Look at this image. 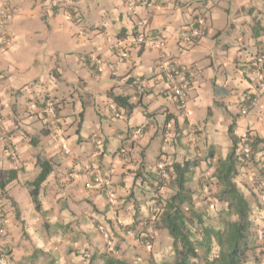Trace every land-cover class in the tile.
Listing matches in <instances>:
<instances>
[{"label":"crops","instance_id":"crops-1","mask_svg":"<svg viewBox=\"0 0 264 264\" xmlns=\"http://www.w3.org/2000/svg\"><path fill=\"white\" fill-rule=\"evenodd\" d=\"M2 7L11 12L0 17V127L9 144L0 141V169L17 171L0 195L6 264H42L49 256L56 264H84L76 255L81 251L73 256L69 247L83 243L94 249L96 240L103 241L95 235L98 223L115 235L112 242L129 259L132 246L121 240L126 236L118 226L143 230L151 197L171 191L167 179L154 192L153 179H162L159 165L170 171L172 161H195L186 180L192 190L199 181L197 192L208 181L206 204L218 201L214 170L229 153L232 137L252 130L260 139L255 157H264V90L247 114L234 101L235 92L250 87L238 65L264 46V0H141L133 9L124 0H0ZM199 13L207 18V34L198 43L180 44V33ZM142 30L164 36L168 57L192 67L184 110L162 95L163 83L153 74L159 50L137 45ZM115 96L126 97L131 111ZM50 98L59 102L56 125L42 111ZM137 127L142 132L133 134ZM38 158L51 164L38 190L40 210L27 184L40 171ZM254 167L239 161L234 182L256 213L257 226L264 221L258 219L264 217V198L244 186ZM139 168L143 176L135 178ZM95 176L110 181L112 198L94 183ZM52 228L69 231L71 241L52 238L38 245L33 234ZM134 245L137 252L141 245Z\"/></svg>","mask_w":264,"mask_h":264},{"label":"trees","instance_id":"trees-1","mask_svg":"<svg viewBox=\"0 0 264 264\" xmlns=\"http://www.w3.org/2000/svg\"><path fill=\"white\" fill-rule=\"evenodd\" d=\"M114 101L124 107L128 112L131 111L133 105L128 102L126 97L115 96ZM237 139L232 137V147L223 159H218L215 166V185L218 187L213 192L214 197L225 204L218 214L216 225L206 224V215L204 210L195 204L194 191L188 185L186 175L195 166V161L184 159L181 161H172L170 163L169 187L173 192L162 201V211L159 219L154 220V230L165 229L172 238L174 244V259L172 262L156 261L149 257L141 256L144 262L132 261L123 258L121 251L115 242H112L115 235L109 233V242L112 244V250H107L105 245L107 240L100 235L98 226L97 231L104 242V251L99 253L95 251L91 255L84 253L87 259L86 264H245L247 260V252L254 244L257 232L256 224L251 217L250 203L237 184L234 178L238 172V163L240 157L236 154ZM260 139L254 134L252 138L253 155L250 162L255 166L254 171L250 175L249 184L245 183V188L257 198L252 190V182L256 177H264V169L261 164L264 163V157H255V145ZM211 156V155H210ZM38 160L40 171L36 177L29 181V193L36 210L41 209L38 199V190L40 183L46 178L51 171V164L47 159ZM259 175V176H258ZM17 176L15 169H0V195L2 196L4 187ZM140 168L134 177H142ZM162 180L157 177L153 179L155 189L162 185ZM248 184V185H247ZM1 207V206H0ZM151 212V210H150ZM0 216H4L0 210ZM148 218V217H147ZM151 218V217H150ZM147 219V220H150ZM148 223V221H147ZM123 226V225H122ZM118 226V229L125 233L131 227ZM255 227V229H254ZM264 236V235H263ZM122 240V238H121ZM139 244L144 245L143 241ZM137 255H139L137 253ZM84 257V258H85ZM137 258V257H134Z\"/></svg>","mask_w":264,"mask_h":264},{"label":"built area","instance_id":"built-area-1","mask_svg":"<svg viewBox=\"0 0 264 264\" xmlns=\"http://www.w3.org/2000/svg\"><path fill=\"white\" fill-rule=\"evenodd\" d=\"M141 0H124L125 5L130 9H133ZM10 10L6 7L0 8V17L7 18L10 15ZM137 26L140 29H144V21L138 20ZM208 23L204 13L196 14L193 21L186 26V28L180 33L178 42L183 45L198 43L207 34ZM3 42L4 38H0ZM137 45H148L154 46L159 50L158 58L153 70V74L163 83L161 93L163 96L172 98L179 109L184 110L188 102V89L193 80L192 67L190 65H183L179 62L168 57L165 51L166 40L162 35L150 36L143 30L138 32L135 37ZM97 66V70H99ZM238 72L250 85L249 88L240 90L234 93L235 106L239 113L247 114L253 110L260 97L261 91L264 90V46L260 47L245 63L238 65ZM58 109L59 102L56 99H47L43 106V115L51 125H56L58 121ZM115 117H119L120 114L116 112ZM142 132L141 127L133 129V134ZM254 133L252 130L245 131L237 140L236 143V154L240 157L242 162H250L253 155L252 138ZM0 141L9 147L5 133L0 127ZM99 145V143H98ZM121 155L124 159L127 158L126 149L121 150ZM11 156L14 159V154L11 152ZM261 168L264 169V163L261 164ZM157 171L160 175L166 174L165 165L161 164L158 166ZM259 176V175H258ZM94 183L102 185L104 192L108 199L113 197V188L110 181L103 176H95L93 178ZM101 186V187H102ZM209 183L204 180L201 183V190L208 191ZM252 190L259 197L264 198V177H256L252 182ZM151 221L146 226L145 233L138 236V233L134 229H128L125 231L126 235L132 238L141 239L144 245L147 247L151 246V239L154 233V220L158 219L162 208L156 202L151 205ZM5 216H0V238L5 234ZM122 226V225H121ZM123 227V226H122ZM99 233L104 239L107 240L105 245L107 250H114L112 244L109 242L108 229L104 226L99 225ZM264 232L262 233V235ZM7 256L5 253L0 252V264H6Z\"/></svg>","mask_w":264,"mask_h":264},{"label":"rangeland","instance_id":"rangeland-1","mask_svg":"<svg viewBox=\"0 0 264 264\" xmlns=\"http://www.w3.org/2000/svg\"><path fill=\"white\" fill-rule=\"evenodd\" d=\"M168 174H169V172L166 170V174L165 175H163V176L160 175V174L158 175L160 178L163 179L162 180L163 183L167 182V179L169 180V175ZM197 182L199 183V181H197ZM163 183H162V186H163ZM197 184L195 185L194 190H193L194 191V198L193 199L195 201V204L197 206H200L204 210L205 215H206L205 216L206 217V224L216 225L218 214H219L220 210L222 208H224L225 204L220 202V201H212V202L209 201L208 202V200H207V203L205 204L206 200H204V198L207 199V197L210 196V194H209L210 192L209 191H208L209 193H204V191L197 192L196 191L197 188H198ZM168 188L171 191H173L169 187V184H168ZM157 190H159V189H157ZM157 190H154V192H157ZM171 191L169 192V191H166L164 189V192H167L165 197H168L172 193ZM164 192H162V193H164ZM165 197L162 198L160 195L157 194V196H156L154 194L151 197V199H152L151 201L152 202H151L150 206L152 205V203L156 202L162 208V205H163L162 201L165 199ZM211 203H212V205H211ZM250 209H251V207H250ZM250 213H251V217H252V219L254 221L257 218L256 217V213H254L252 211ZM151 214H152L151 212L148 213V218L147 219L152 217ZM258 219L261 220V219H264V217H260ZM147 221L150 222L151 218H150V220H147ZM258 224L256 226V229L254 227V229L257 232V236H256L254 244H251V248L247 252V260H246L245 264H264V236H263L264 234L262 235V233L264 232V221L262 220ZM147 225H148V223H147ZM50 228H51V225H50ZM145 229L146 228H144L143 230H140V231H136V232L139 235H141V234H144L146 232ZM56 230H57L56 228H52L51 231L47 230L46 232L35 233V234H33V236L36 237L38 245L41 243L42 240H43V244H45V243L47 244L48 240H51L52 238L54 239V241H56V242L58 241V244H61L63 242L65 243L67 241H71L70 239H72V236H71V233L69 231L65 230V231H62V232L60 231L59 232V231H56ZM95 230H96L95 235L99 236L97 228ZM124 235L126 237H123L122 240L123 241H127L128 242L127 245L132 246V248H128V251L129 252L131 251V253H132V254H130V255H132V257H137L136 256L137 253L139 254L138 256H141L140 251H142L144 253V255H146V257H149L152 260L166 261V262H169V263L173 261V259H174V250H175L174 247L175 246L173 244L172 238L168 235L167 231L165 233H163V232L160 231V229L159 230L158 229L155 230L154 233H153V237L151 239V246L147 247L145 245H141L140 249L137 250V252L135 251V248H134L135 245L134 244L140 245L139 241L135 242L136 239L127 236L126 233H124ZM79 238H82V236H76L74 239H79ZM96 241H97V243H95L96 247L94 246V249H92V248L88 249L85 246H83V243H81L79 247H73V248L69 247V253L74 252L73 253V256H74L76 251L77 252L81 251V252H79V254L76 253V255H80V259H82L84 261V264H86L87 263V259L84 256V253H87V254L91 255L95 251H98L99 253L104 251V242L101 239L100 240H96ZM74 242H76V241H74ZM140 242H142V241L140 240ZM42 247H45V246H42ZM40 249H41L42 252H45L44 248L43 249L40 248ZM58 254L60 255V258H62V253L59 252ZM67 254L68 253L65 252V255H67ZM82 255L85 257L84 259H83ZM132 257L127 259V260L137 261V259H132ZM45 258L48 259V262H44L42 264H54L55 261H56V258H54L52 256L45 257ZM38 262H40V261L38 260ZM65 263H66V261H65ZM65 263H60V264H65ZM200 264H202V263H200Z\"/></svg>","mask_w":264,"mask_h":264},{"label":"clouds","instance_id":"clouds-1","mask_svg":"<svg viewBox=\"0 0 264 264\" xmlns=\"http://www.w3.org/2000/svg\"><path fill=\"white\" fill-rule=\"evenodd\" d=\"M238 140V139H237ZM237 143V142H236ZM210 188V187H209ZM138 236H139V234H138ZM138 240V239H137Z\"/></svg>","mask_w":264,"mask_h":264}]
</instances>
